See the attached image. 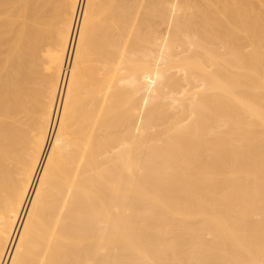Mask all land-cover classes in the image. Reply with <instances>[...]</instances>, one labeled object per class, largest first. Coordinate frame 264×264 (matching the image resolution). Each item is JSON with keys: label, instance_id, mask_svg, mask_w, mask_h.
I'll return each instance as SVG.
<instances>
[{"label": "bare ground", "instance_id": "bare-ground-1", "mask_svg": "<svg viewBox=\"0 0 264 264\" xmlns=\"http://www.w3.org/2000/svg\"><path fill=\"white\" fill-rule=\"evenodd\" d=\"M0 264H264V0H0Z\"/></svg>", "mask_w": 264, "mask_h": 264}]
</instances>
